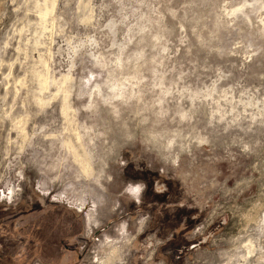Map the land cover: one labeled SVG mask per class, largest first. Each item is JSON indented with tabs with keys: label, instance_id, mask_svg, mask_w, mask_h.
<instances>
[{
	"label": "clouds",
	"instance_id": "9594fccd",
	"mask_svg": "<svg viewBox=\"0 0 264 264\" xmlns=\"http://www.w3.org/2000/svg\"><path fill=\"white\" fill-rule=\"evenodd\" d=\"M0 264H264V0H0Z\"/></svg>",
	"mask_w": 264,
	"mask_h": 264
},
{
	"label": "rangeland",
	"instance_id": "374dc122",
	"mask_svg": "<svg viewBox=\"0 0 264 264\" xmlns=\"http://www.w3.org/2000/svg\"><path fill=\"white\" fill-rule=\"evenodd\" d=\"M12 227L14 228V227H15V225L13 224V225H12Z\"/></svg>",
	"mask_w": 264,
	"mask_h": 264
}]
</instances>
